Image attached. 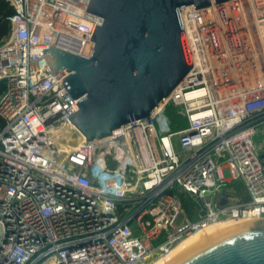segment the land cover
Instances as JSON below:
<instances>
[{"label":"built area","instance_id":"2783aa9c","mask_svg":"<svg viewBox=\"0 0 264 264\" xmlns=\"http://www.w3.org/2000/svg\"><path fill=\"white\" fill-rule=\"evenodd\" d=\"M7 1L0 264H150L212 223L264 219V0L181 8L192 68L150 117L69 152L60 142L79 99L61 79L72 71L54 74L42 54L52 45L89 58L102 19L90 0ZM169 105L185 127L173 128ZM230 182L244 200L225 192ZM186 193L202 204L178 223Z\"/></svg>","mask_w":264,"mask_h":264},{"label":"water","instance_id":"95a60500","mask_svg":"<svg viewBox=\"0 0 264 264\" xmlns=\"http://www.w3.org/2000/svg\"><path fill=\"white\" fill-rule=\"evenodd\" d=\"M227 1L90 0L88 12L102 19L91 38V56L52 45L42 54L54 74L72 71L61 81L79 99L70 117L86 139H102L150 117L193 66L181 8ZM167 264H264V219L213 233Z\"/></svg>","mask_w":264,"mask_h":264},{"label":"bare ground","instance_id":"6f19581e","mask_svg":"<svg viewBox=\"0 0 264 264\" xmlns=\"http://www.w3.org/2000/svg\"><path fill=\"white\" fill-rule=\"evenodd\" d=\"M229 15V14H227ZM224 14L218 13V15H215L214 20H224ZM202 91H194L188 94L189 96L197 95L201 93ZM164 104V101L161 103V106ZM65 138V140H62L61 147L64 151H71L75 147H77L84 139L85 136L79 131L76 127H70L62 132V138ZM241 221V220H238ZM240 222H237L236 220H228V221H222L218 222L216 224H210L206 227H203L199 229L198 231L190 234L188 237H186L184 240H182L176 247H174L167 256L159 259L158 261H155L152 264H167L172 259H174L176 256H178L180 253L185 251L187 248L192 246L194 243L208 237L209 235L219 232L221 230H224L226 228L232 227L234 225L239 224Z\"/></svg>","mask_w":264,"mask_h":264},{"label":"rangeland","instance_id":"374dc122","mask_svg":"<svg viewBox=\"0 0 264 264\" xmlns=\"http://www.w3.org/2000/svg\"><path fill=\"white\" fill-rule=\"evenodd\" d=\"M7 1V0H6ZM181 109L176 105H169L167 112L172 120L173 128L175 130L181 129L182 127H185L187 125L186 118L181 114ZM225 192L230 194L233 198H236L238 200H244L247 197V192L243 184L239 182H230L225 186ZM202 204V201L196 196L192 195L190 193H186L184 195V210H183V216H180L178 219V223L181 221L182 217L186 216H192L193 218L198 217V210ZM222 221H228V220H222ZM220 221V222H222ZM237 222H245V221H238ZM218 222L212 223L216 224ZM194 233V232H193ZM188 236H185V238ZM185 238L181 239L175 247ZM161 258H156L151 261L150 264L154 263L155 261H158Z\"/></svg>","mask_w":264,"mask_h":264},{"label":"trees","instance_id":"16d2710c","mask_svg":"<svg viewBox=\"0 0 264 264\" xmlns=\"http://www.w3.org/2000/svg\"><path fill=\"white\" fill-rule=\"evenodd\" d=\"M14 9L9 5L6 0H0V40L5 37L9 30V24L7 17L13 13ZM3 89V85H0V92Z\"/></svg>","mask_w":264,"mask_h":264}]
</instances>
